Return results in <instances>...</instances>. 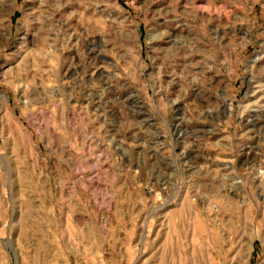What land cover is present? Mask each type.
<instances>
[{
	"label": "rangeland",
	"instance_id": "obj_1",
	"mask_svg": "<svg viewBox=\"0 0 264 264\" xmlns=\"http://www.w3.org/2000/svg\"><path fill=\"white\" fill-rule=\"evenodd\" d=\"M259 176L264 0H0V264H264Z\"/></svg>",
	"mask_w": 264,
	"mask_h": 264
},
{
	"label": "bare ground",
	"instance_id": "obj_2",
	"mask_svg": "<svg viewBox=\"0 0 264 264\" xmlns=\"http://www.w3.org/2000/svg\"><path fill=\"white\" fill-rule=\"evenodd\" d=\"M26 38V37H25ZM23 39V38H22ZM4 98H6V96H4ZM256 177V176H255ZM233 178H235V177H233ZM259 178H261L262 179V181H264V176H259Z\"/></svg>",
	"mask_w": 264,
	"mask_h": 264
}]
</instances>
